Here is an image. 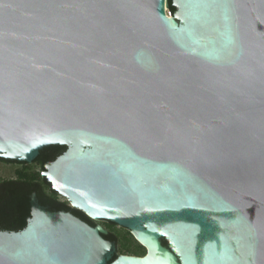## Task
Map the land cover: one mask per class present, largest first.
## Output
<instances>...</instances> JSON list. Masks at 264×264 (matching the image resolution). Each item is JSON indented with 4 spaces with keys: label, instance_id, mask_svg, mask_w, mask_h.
<instances>
[{
    "label": "water",
    "instance_id": "95a60500",
    "mask_svg": "<svg viewBox=\"0 0 264 264\" xmlns=\"http://www.w3.org/2000/svg\"><path fill=\"white\" fill-rule=\"evenodd\" d=\"M172 5L0 0V158L148 252L32 194L0 264H264V0Z\"/></svg>",
    "mask_w": 264,
    "mask_h": 264
},
{
    "label": "trees",
    "instance_id": "16d2710c",
    "mask_svg": "<svg viewBox=\"0 0 264 264\" xmlns=\"http://www.w3.org/2000/svg\"><path fill=\"white\" fill-rule=\"evenodd\" d=\"M168 6L169 12L173 16L176 9L172 5V0H168ZM65 151L66 147L64 146H49L41 150L33 162L39 166V173H28L23 168L28 165L27 163L6 161L0 158L2 163L22 165V169L15 171V178L0 181V230L20 231L24 229L27 220L31 216L30 196L32 194L36 195L38 203L44 207L46 201H48L51 207H55V211H72L67 203L58 200L60 195L53 190L48 180L41 175L44 166L56 160ZM73 214L87 221L89 219L76 210ZM104 238L117 244V238L112 233L104 235ZM163 244L166 245V242L163 241ZM134 256L142 257L143 254H134Z\"/></svg>",
    "mask_w": 264,
    "mask_h": 264
},
{
    "label": "rangeland",
    "instance_id": "374dc122",
    "mask_svg": "<svg viewBox=\"0 0 264 264\" xmlns=\"http://www.w3.org/2000/svg\"><path fill=\"white\" fill-rule=\"evenodd\" d=\"M165 10L169 11L166 8ZM28 173H39V166L35 163L28 164L23 167ZM22 169V165L16 164H7L0 162V181L10 180L15 178V171ZM60 202L67 203L65 198L58 196ZM69 207H72L71 204H68ZM94 223L106 231L112 233L117 238V253L120 255H134V254H143L148 255V252L140 245L133 236L129 233L128 230L121 228L119 226L111 225L109 222L102 220H93Z\"/></svg>",
    "mask_w": 264,
    "mask_h": 264
},
{
    "label": "flooded vegetation",
    "instance_id": "af4514ba",
    "mask_svg": "<svg viewBox=\"0 0 264 264\" xmlns=\"http://www.w3.org/2000/svg\"><path fill=\"white\" fill-rule=\"evenodd\" d=\"M67 201V200H66ZM47 203L45 204V207L47 208V210H49V211H55L56 209H55V207H51L50 206V203H48V201H46ZM68 202V201H67ZM68 204H70L69 202H68ZM67 204V205H68ZM69 206V205H68ZM71 208V210L72 211H70V213L71 214H73V212L76 210V211H79L78 209H74V208H72V207H70ZM79 212H81V211H79ZM81 213H83V212H81ZM84 214V213H83ZM74 215V214H73ZM85 215V214H84ZM75 216V215H74ZM86 216V215H85ZM77 218H79L80 220H82V221H84L85 223H87L88 225H90V226H95V223H94V221H93V219H88V221L87 220H85V219H82L81 217H78V216H76ZM87 217V216H86ZM88 218V217H87ZM107 222V221H106ZM130 233V232H129ZM109 233H107V235H108ZM131 234V233H130ZM132 235V234H131ZM134 238V237H133ZM135 239V238H134ZM136 240V239H135ZM136 242H137V240H136ZM138 244H140L139 242H138ZM162 244H163V241H162ZM141 245V244H140ZM164 245V244H163ZM142 246V245H141ZM145 250H146V248L144 247V246H142ZM134 256V255H133ZM143 257V256H142Z\"/></svg>",
    "mask_w": 264,
    "mask_h": 264
},
{
    "label": "built area",
    "instance_id": "2783aa9c",
    "mask_svg": "<svg viewBox=\"0 0 264 264\" xmlns=\"http://www.w3.org/2000/svg\"><path fill=\"white\" fill-rule=\"evenodd\" d=\"M166 13L168 16H171V13L169 11L166 10Z\"/></svg>",
    "mask_w": 264,
    "mask_h": 264
}]
</instances>
